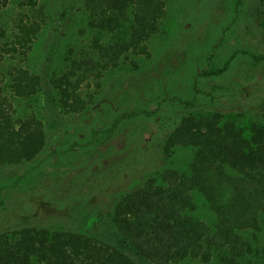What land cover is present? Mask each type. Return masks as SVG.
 Instances as JSON below:
<instances>
[{
	"label": "rangeland",
	"instance_id": "obj_1",
	"mask_svg": "<svg viewBox=\"0 0 264 264\" xmlns=\"http://www.w3.org/2000/svg\"><path fill=\"white\" fill-rule=\"evenodd\" d=\"M37 2L45 13L40 32L28 51L13 54L6 49L18 26L32 23L36 10L25 0H0V89L15 119L41 115L49 136L35 160L0 168V231L13 237L22 226L81 231L136 264H149L115 226V206L151 174L160 177L167 169L188 174L194 149L177 146L149 174L132 177L134 162L146 163L150 154L146 149L144 158L139 143L167 136L190 114L221 112L245 133L253 123L264 125V0H166L167 15L149 54H127L105 72L101 88L87 79L81 91L96 92L94 103L81 114L61 111L64 117L57 113L53 79L77 69L78 62L98 61L94 42L107 44L113 34L90 26L85 0ZM15 66L43 78L38 95L26 99L11 91ZM192 196L196 208L189 213L214 226L216 214L206 197L198 190ZM259 219L260 230L238 231L253 249L240 264H264V214ZM224 255L227 250L213 249L209 262L189 258L181 264H225Z\"/></svg>",
	"mask_w": 264,
	"mask_h": 264
},
{
	"label": "trees",
	"instance_id": "obj_2",
	"mask_svg": "<svg viewBox=\"0 0 264 264\" xmlns=\"http://www.w3.org/2000/svg\"><path fill=\"white\" fill-rule=\"evenodd\" d=\"M25 1L36 10V18L18 26L8 53L28 51L44 21L37 0ZM84 4L90 26L112 33L113 39L107 44L94 42L98 61L78 62L77 69L53 79L60 104L57 113L63 117L81 114L94 103L96 92L81 91L87 79L93 77L101 88L105 72L117 68L127 54H149V43L168 11L166 0H85ZM10 77L11 91L26 99L45 85L41 76L23 67H13ZM244 131L221 112L190 114L167 136L141 139L143 157L150 154L146 163L134 162L132 177L149 174L161 158L172 157L177 146L194 149L188 174L175 169L160 177L151 174L115 206V226L141 258L149 264H181L189 258L209 262L213 249H225L229 255L223 256L224 263L240 264L238 259L253 252L238 231L260 230L259 217L264 214V125L253 123L248 133ZM48 142L45 119L35 113L15 119L12 103L0 89V168L35 160ZM127 181L131 177L123 183ZM193 190L201 192L215 212L214 226L189 213L196 208ZM12 232L15 237L0 231V264H136L120 249L81 231L22 226ZM261 255L264 260V244Z\"/></svg>",
	"mask_w": 264,
	"mask_h": 264
}]
</instances>
